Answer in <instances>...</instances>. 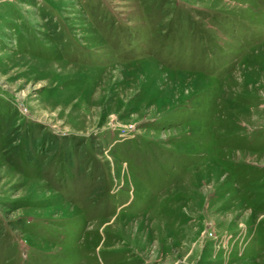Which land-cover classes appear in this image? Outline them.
Listing matches in <instances>:
<instances>
[{
    "label": "rangeland",
    "instance_id": "1",
    "mask_svg": "<svg viewBox=\"0 0 264 264\" xmlns=\"http://www.w3.org/2000/svg\"><path fill=\"white\" fill-rule=\"evenodd\" d=\"M0 264H264V0H0Z\"/></svg>",
    "mask_w": 264,
    "mask_h": 264
}]
</instances>
